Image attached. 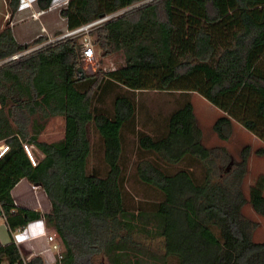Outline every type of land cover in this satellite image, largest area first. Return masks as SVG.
<instances>
[{
	"label": "trees",
	"instance_id": "obj_1",
	"mask_svg": "<svg viewBox=\"0 0 264 264\" xmlns=\"http://www.w3.org/2000/svg\"><path fill=\"white\" fill-rule=\"evenodd\" d=\"M18 1L5 0L10 15ZM35 2L44 10L51 0ZM58 13L66 28L110 15L89 33L99 55L119 62L85 72L76 37L65 36L0 65V139L9 145L0 157L9 234L0 264H45L11 240L39 216L61 247L53 264H264V240L251 238L255 222L241 210L247 202L264 217V176L243 191L248 146L232 161L204 145L189 98L197 92L220 111L211 123L218 138L235 122L264 144V0H65ZM43 38L20 42L5 22L0 58ZM152 92L167 101L148 104ZM55 115L61 136L40 139ZM96 151L99 165L90 163ZM21 177L44 191L46 211L14 203ZM130 179L156 194L148 209L130 203Z\"/></svg>",
	"mask_w": 264,
	"mask_h": 264
},
{
	"label": "rangeland",
	"instance_id": "obj_2",
	"mask_svg": "<svg viewBox=\"0 0 264 264\" xmlns=\"http://www.w3.org/2000/svg\"><path fill=\"white\" fill-rule=\"evenodd\" d=\"M64 1L65 0H51L50 5L44 10L39 9L35 0H22L20 3L21 5H19L18 1L16 11L10 15L5 0H0V25L2 26V24L6 22L10 27L12 26L17 40L21 42L31 41L38 36H44L43 40L34 44V46L54 40L60 36L66 28L63 18L58 13V7ZM137 4L138 2L130 6H135ZM22 6L24 7L22 8ZM122 10L124 9H118L110 15L117 14ZM89 34L92 40V35L91 33ZM80 36L81 35L78 34L73 37L78 39ZM92 45L94 57L87 61L80 59L81 66L85 72H91L96 67L111 68L117 65L119 62L117 56L99 55L97 46L94 45L93 42ZM157 95L158 94H153V92L149 93L148 99L146 100L147 103L155 105L156 101H161L163 104L167 101L165 96ZM189 98L192 103L196 122L201 129V140L204 145H217L223 147L232 161L238 159L239 152L244 145L248 146L246 170L241 181V187L246 193L248 185L251 184L258 175L264 176V144L254 134L235 122L232 123L231 132L226 139L218 138L211 129V123L220 111L197 92H190ZM169 102H171L170 99L168 100V103ZM62 125L63 120L60 116H51L45 121L43 129L38 137L46 141L57 139L62 134ZM258 147H261L263 151L260 153L256 152V148ZM100 162L99 153L97 151L96 153H92L90 156V163L99 165ZM222 163H225V161L220 162L215 160L214 164L217 165L215 166L217 172H223L224 166ZM231 164L232 162L225 165V167ZM34 185L35 184L32 185V188L36 187V185ZM126 187L129 191V201L134 208L140 206L142 209H148V200L156 196L152 189L133 182L132 179L128 180ZM262 192L264 195V186ZM241 210L245 216L255 222V226L251 231V238L256 241L264 240V217L254 212L247 202L243 204ZM46 231L52 233L49 228H46ZM1 232L4 237L7 236L4 228H1ZM149 246L157 253L162 251L160 238L149 239ZM21 251L27 252L23 247H21ZM168 264H172V262L169 261Z\"/></svg>",
	"mask_w": 264,
	"mask_h": 264
},
{
	"label": "built area",
	"instance_id": "obj_3",
	"mask_svg": "<svg viewBox=\"0 0 264 264\" xmlns=\"http://www.w3.org/2000/svg\"><path fill=\"white\" fill-rule=\"evenodd\" d=\"M21 1L22 0H19V5H21L20 4ZM107 17H109V15H105L99 18L86 21L72 28H65V31L57 38L65 37V36H76L80 34L81 36L77 39L79 43L80 59L84 61L91 60L94 57V51H93V45H92V40L90 38L89 30ZM34 47L35 46H31L21 51L12 53L6 57L0 58V65L8 61L9 59L16 58L19 54L24 53ZM22 147L25 153L27 154L29 160L31 161V163H33L34 161L29 151V145L26 143H22ZM8 148H9V145L6 142V140L4 138H1L0 139V157L8 150ZM39 217H38L39 219L43 220L42 216H39ZM28 223H26L22 227L14 228L11 231V240L15 244L19 245L23 240L31 239L37 236H44L46 245L42 247L41 249H39L36 253L42 256V259L45 264H53L54 261L58 259L61 255V252H60L61 247H60L59 242L55 239L54 235L50 232H47L46 229L38 231L35 234H29L27 230Z\"/></svg>",
	"mask_w": 264,
	"mask_h": 264
},
{
	"label": "crops",
	"instance_id": "obj_4",
	"mask_svg": "<svg viewBox=\"0 0 264 264\" xmlns=\"http://www.w3.org/2000/svg\"><path fill=\"white\" fill-rule=\"evenodd\" d=\"M23 7L24 6H22V8ZM11 29L13 32L12 26H11ZM13 36L17 40V37L15 36L14 32H13ZM31 184L32 183L28 182L23 177L19 178L15 182V184L12 186L10 190L14 203L18 206H23V207H27L31 209H37L41 212L46 211L48 209L49 202H48V199L44 191L38 186H36L35 188L34 187L32 188L33 184L32 185ZM39 218L29 220L28 221L29 223L27 222L28 223L27 230L29 234H35L38 231L46 229L43 220ZM1 228H4L6 230V234H7L6 237L2 235ZM8 238H9V234L7 231L6 224L4 222V216L0 214V243L6 242ZM45 245H46V241H45L44 236H37L31 239L23 240L19 244V246L23 247L27 251L26 252L27 255L35 254L39 249H41ZM2 264H6V262H2Z\"/></svg>",
	"mask_w": 264,
	"mask_h": 264
},
{
	"label": "water",
	"instance_id": "obj_5",
	"mask_svg": "<svg viewBox=\"0 0 264 264\" xmlns=\"http://www.w3.org/2000/svg\"><path fill=\"white\" fill-rule=\"evenodd\" d=\"M81 68L80 67H77V70H80ZM81 75H82V73H81Z\"/></svg>",
	"mask_w": 264,
	"mask_h": 264
}]
</instances>
